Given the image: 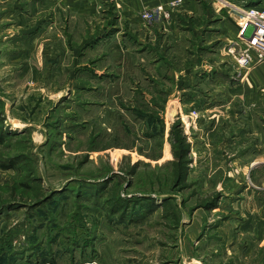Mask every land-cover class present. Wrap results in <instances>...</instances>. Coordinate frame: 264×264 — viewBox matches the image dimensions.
I'll return each instance as SVG.
<instances>
[{
	"label": "rangeland",
	"instance_id": "obj_1",
	"mask_svg": "<svg viewBox=\"0 0 264 264\" xmlns=\"http://www.w3.org/2000/svg\"><path fill=\"white\" fill-rule=\"evenodd\" d=\"M2 2L10 3H0V264H264V212L254 213L260 151L236 135L247 119L225 79L210 82L211 67L237 74V33L199 42L184 4L147 23L146 0L131 19V4L108 0L94 20L75 0ZM202 49L209 80L185 82ZM248 113L264 123V106ZM231 117L227 133L238 143L227 149L219 132ZM177 133L190 164L174 187ZM110 194L126 200L122 213L109 212Z\"/></svg>",
	"mask_w": 264,
	"mask_h": 264
},
{
	"label": "crops",
	"instance_id": "obj_2",
	"mask_svg": "<svg viewBox=\"0 0 264 264\" xmlns=\"http://www.w3.org/2000/svg\"><path fill=\"white\" fill-rule=\"evenodd\" d=\"M5 1V0H4ZM8 1H17V0H8ZM44 1H50V0H42L40 5H46ZM66 1V0H62ZM152 0L147 1L144 3L143 6H148L150 9L156 8L158 6H166L169 0ZM184 11L186 12L185 15H188L190 21L186 24L188 25L189 29V35L197 38L199 42L202 41L201 37H210V38H216L218 40H221L222 42L228 41V38H232V34L236 35L237 30L234 27V24H232L229 20L226 19L223 15L220 14H214L212 11L205 9L201 10L202 4H204L201 0H182ZM230 1V0H229ZM239 1V0H238ZM63 2V3H64ZM77 4L85 8V10L78 11L80 14H86L89 16L91 20H94L97 14V11L100 7H103L104 4H107L108 0H75ZM117 2V1H116ZM123 4L127 3L131 4V6L127 7V16L130 17H136L139 13L142 12V10H139V5L137 4V0H120ZM250 2L255 5L259 6L264 9V0H250ZM0 3L6 5L8 3H3L2 0H0ZM17 3V2H15ZM14 3V4H15ZM38 2H36L37 4ZM166 3V4H165ZM65 5V4H64ZM126 5V4H125ZM153 7V8H152ZM148 8V9H149ZM182 10V9H181ZM180 10V11H181ZM144 11V10H143ZM135 15V16H134ZM137 15V16H136ZM184 14L176 15L174 18H176V22L181 21V18L184 17ZM180 17V18H179ZM128 18V20L130 21ZM202 19V20H201ZM195 21H197V24H195ZM183 27V26H182ZM217 34L207 33V31H217ZM221 29V30H219ZM175 31V37L179 36L177 33L183 32L182 30L176 29ZM188 32V31H187ZM187 32H184L183 34H188ZM191 37V38H192ZM225 40V41H224ZM209 43H205L201 46V48H204V46H208ZM210 53L206 50H201L200 53L197 52L194 53L192 58V65L188 68L189 72L194 73V71H197L194 75H192L191 79L186 80L185 82H206L208 81L209 76V70L213 69L215 71L216 77H213L210 79V82H214L218 79H225L223 85L227 87L228 90V96L229 98H232L233 103H231L232 106L238 105L239 108L242 109V116L247 119V121H244V124L247 125V128L243 129V127L237 129L239 127V124H242L243 122H238L236 125V132L239 139L243 141L241 138L242 135H246L247 137H251L248 141L244 140L242 145H247L246 143H251V139L254 140V149H257L260 151L259 155L254 156V182L255 185L260 186V191H257V189H254V213L255 214H263L264 210V180L262 179V170L264 172V123L261 124L260 121H263V119H260L256 116H251L248 113V110L251 109V107H254L256 110H261L262 106H264V62H259L253 65L245 74H242V78H238L237 80H234L236 77L235 74H229L230 71V64L226 65V67H222L218 65L217 67H207L205 65L204 59L206 58V55ZM204 55V57H203ZM215 64V63H214ZM170 70V69H169ZM232 70V69H231ZM229 74V75H228ZM182 74L176 73L174 71V78L175 82L176 80H181L180 76ZM200 77V78H199ZM233 77V79L230 81V79ZM216 79V80H215ZM242 79V81H240ZM212 80V81H211ZM196 101L191 102L190 104H193ZM235 103V104H234ZM234 104V105H233ZM232 110V109H231ZM233 122H235V118L231 117L230 121H224L221 124V130L219 132V136L222 137L223 141L222 145L226 146L227 149H231V145H234L236 142L238 143V139H233L232 135H234L233 131H230L227 133V126L229 125V128L235 129L233 127ZM210 124V123H209ZM217 129V126L215 127ZM214 129L211 134H216L217 130ZM218 136V138H219ZM231 138L232 142H229L228 139ZM220 139V138H219ZM246 139V138H245ZM233 143V144H232ZM258 156L260 159H258Z\"/></svg>",
	"mask_w": 264,
	"mask_h": 264
},
{
	"label": "built area",
	"instance_id": "obj_3",
	"mask_svg": "<svg viewBox=\"0 0 264 264\" xmlns=\"http://www.w3.org/2000/svg\"><path fill=\"white\" fill-rule=\"evenodd\" d=\"M211 1L226 10L237 30L236 45L239 51L236 58L237 74L234 79L237 80L253 65L264 62V9L259 6L236 5L227 0ZM182 4V0H172L166 6L145 11L141 19L148 23L156 16L167 18L171 11L181 7Z\"/></svg>",
	"mask_w": 264,
	"mask_h": 264
},
{
	"label": "trees",
	"instance_id": "obj_4",
	"mask_svg": "<svg viewBox=\"0 0 264 264\" xmlns=\"http://www.w3.org/2000/svg\"><path fill=\"white\" fill-rule=\"evenodd\" d=\"M1 123V119H0ZM1 131H0V143H1ZM175 144L176 148L173 150L172 154V185L175 186H183V184L187 180V173H188V166H189V159H188V153H189V145L186 142V139L184 136H182L180 133L176 134ZM4 168H15V163H12L8 166H3ZM127 169V170H126ZM138 169L137 162L133 163L129 168H125V171L128 176H135ZM55 195V194H54ZM109 196V195H108ZM108 204V210L112 214H119L122 213L126 206V200H122L119 197H112L110 194L109 199L107 200ZM125 203V204H124ZM164 207L170 208L171 206L169 204H164ZM206 207V205H205Z\"/></svg>",
	"mask_w": 264,
	"mask_h": 264
}]
</instances>
